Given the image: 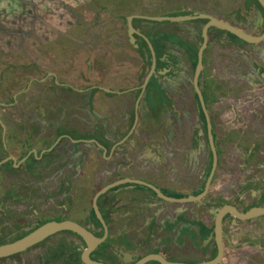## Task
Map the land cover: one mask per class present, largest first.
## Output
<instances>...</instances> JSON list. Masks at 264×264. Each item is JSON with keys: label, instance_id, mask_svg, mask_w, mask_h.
<instances>
[{"label": "flooded vegetation", "instance_id": "af4514ba", "mask_svg": "<svg viewBox=\"0 0 264 264\" xmlns=\"http://www.w3.org/2000/svg\"><path fill=\"white\" fill-rule=\"evenodd\" d=\"M43 1L50 6L57 2L56 6H60V16L54 17L58 21L55 26L48 25L47 17L51 15L47 7L42 13L37 10L40 7L37 3ZM83 1L13 0L31 9L26 33L14 36L22 43L30 39L33 45L31 52L24 45L21 47L20 57L15 58L17 65L5 62L0 55V106L11 109L5 115L15 118L17 126L14 139L8 138V143L4 125L0 127V243L15 241L50 221H71L101 238L104 229L92 209L93 196L100 189L92 193L87 210L86 196L82 193L88 181L91 185L98 181L97 177L88 180L83 177L85 162L92 159L96 161L92 176H96L100 161L111 164L108 172L114 179L106 185L130 179L154 187L163 196L158 197L147 187L129 184L111 188L99 196L96 204L107 235L91 253L93 260L104 264H134L148 254H158L169 263L179 264L213 260L217 252L213 235L216 211L213 217L202 218L198 226L188 224V235L183 232L182 217L194 222L200 216L196 209L189 208L184 214L182 211L190 205L197 208L206 198L212 202L209 209L226 204L240 213L254 207L264 208V11L257 0H251V4L247 0L239 1L236 27L249 40L257 39L255 43L229 38L215 27L207 30L197 86L209 117L217 165L203 198L178 203L175 200L202 192L212 162L203 112L192 86L202 43L200 30L206 20L189 22L199 28L193 26L186 33L192 38H185L183 43L182 40L169 42L163 29L153 40L147 34L149 22L139 20L138 30L134 28L151 43L152 57L141 36H134L135 46L129 43L127 16H114L111 9L120 6L113 5V0ZM122 3L124 8H130L134 2L122 0ZM192 3L196 7L203 5L204 9L214 5L213 0H192ZM210 12L191 11L189 15L203 14L224 21L223 13L217 16ZM123 22L125 36L119 41L114 38L124 29ZM109 24L113 29L102 34ZM0 33L6 36L11 32L3 28ZM122 41L129 46L125 51L119 47ZM196 41L198 46L194 50L189 43ZM234 41L236 61L231 63L227 52ZM130 52L135 56L129 55ZM152 59L151 76L142 88L152 68ZM217 70H221L223 78L237 72V81L214 80L213 72ZM187 72L191 73L190 96L187 94L184 100L189 103V114L194 119L188 137L192 143L197 137H204L206 149L204 166L198 176L194 171L188 170V174L179 168L186 164L188 167L193 158L188 156L186 160L179 153V124L175 125V119L172 139L176 149L173 145V149L168 146L164 150L165 137H171L164 129L163 111L154 106L164 101L173 104L176 110L172 117L179 116L183 89L180 81ZM203 72L207 74L205 83ZM50 101L58 107L47 109L45 104ZM49 111L54 119L44 122L39 118L46 117L44 114ZM146 157L154 163L153 168H158L165 159L172 161V167L179 169L176 178H163L160 170L138 176L143 163L148 161ZM233 164H237L239 184L226 199V194L217 190L218 184L225 181L218 182L216 177L223 178L225 171L220 167L232 169ZM117 171L127 175L117 176ZM181 187L189 192H181ZM235 225L241 229L237 240L230 241L228 229ZM221 228V264H264V215L234 222L226 215ZM59 233L67 240L55 242V247L61 244L62 248H70L73 256L72 260L63 258L65 264H82L79 250L85 247L83 241L72 232ZM36 254L41 258L40 253Z\"/></svg>", "mask_w": 264, "mask_h": 264}, {"label": "rangeland", "instance_id": "374dc122", "mask_svg": "<svg viewBox=\"0 0 264 264\" xmlns=\"http://www.w3.org/2000/svg\"><path fill=\"white\" fill-rule=\"evenodd\" d=\"M22 1H26V0H22ZM35 1H40V0H35ZM52 1H62V0H52ZM64 1V0H63ZM83 1V0H82ZM84 1H88V0H84ZM83 1V2H84ZM120 6V8H116V9H111L112 13L115 16H119V14H122L123 16H127L126 14L130 13L131 11H133V8L130 12L125 13V8L123 6L122 0H116ZM138 1V0H136ZM145 2H141L139 3V10L143 11L147 14H153L150 15L149 17H159L157 15L161 14V13H168L170 15H172V17H178V15L180 14V12H187L190 13L191 11H202V10H208L212 13L213 15H221V13H223L224 21H227L228 23H234V25H238V14H239V1L240 0H213L214 5L211 7H208L206 9L205 6L201 5L199 7H196L193 5L192 0H177V6L175 5L172 8H160L159 10L157 9V4L154 3L151 0H144ZM245 1V0H243ZM249 4H251V0H247ZM217 2H219L217 4ZM122 3V4H121ZM217 4V5H216ZM37 5H40V7L37 8L39 13H42L45 11L44 8H48V10H50V15L48 16L47 19L49 20L48 25L52 26L56 24V22H58L57 20H55L54 17L56 16H60L59 14H61V10H60V6H50L45 2L37 3ZM142 6V7H141ZM203 6V7H202ZM29 7L24 6L23 4H15V2H13V0H0V25L2 27V29L0 30L2 32L3 28L4 30L11 32V29L15 28L13 25L14 21L19 22L20 20L25 24L28 23V18L29 17V13L31 12V9H28ZM225 13V14H224ZM177 15V16H176ZM222 15V16H223ZM39 17V16H38ZM43 17V16H42ZM26 19V20H24ZM20 23V22H19ZM159 24H163V23H149L147 24V34L148 36H150L153 40H156V35L160 29H162V27H160ZM199 25V24H198ZM123 26L125 29V24L123 22ZM168 29H163L166 34H167V38L169 42H172L169 39L168 34H171V38H173L175 40V42L178 40V42L180 40H182L181 42L183 43L185 41V38L189 37L192 38L191 36H187V32H191V28L193 26L197 28H199V26L194 25L192 23H181V24H177V23H170V25H167ZM124 29L122 28V32L120 34L117 35L116 38L114 39H119V41L121 39L124 38ZM223 34H226L225 32H222ZM227 35V34H226ZM5 34L2 35L0 33V38H2V42H5ZM229 38H231V36L228 35ZM7 42V41H6ZM122 45H119V47H121V49H128L127 44H124L123 41L121 42ZM189 44H193L194 46V50L196 49V45L198 46V42H192ZM236 44L234 41V45L231 47H228V52L227 54L231 55V58L229 57V59H231V63H234L236 61ZM161 47V46H160ZM211 50V48H210ZM223 52V51H220ZM133 55L135 56L134 52H130L129 55ZM3 60L7 63H10L11 61H8L7 58H3ZM15 62V59H12ZM229 63V64H231ZM11 73V72H9ZM190 72H187L184 74V78L182 77L183 80H181V84H182V103L179 105V110H180V114L179 116H175L174 118L173 113H174V109L176 110V106L173 104H168L167 102H159V104H154V106L158 107V109H161L163 111V116H164V129L166 131L167 134V130L170 134L171 139H168L167 137H165V147L164 150H168V146H170V149H173V145L175 146L176 149V143H174V138L172 139V136L174 135V119L176 121V124H179V153L187 160L188 156H192L193 158V163L190 164L187 167L186 165H181V167H179L182 171H185L186 173L189 174L188 170L194 171L195 174H197V176L199 175V172L202 171V167L204 165L203 164V160H205V143H204V137H197V140L195 143H192L191 140L189 139V133H190V125L192 122H194V119L190 116L189 114V110H191L189 103L187 104L184 100V98L186 97V95L188 94L190 96L189 93V82L188 80L190 79ZM207 74L205 72H203V81L205 83ZM213 79L214 80H230V82H236L237 81V72L233 71L232 73H229V76L227 78V74H226V78H223V73H221V70H217L216 72H213ZM235 92V91H234ZM233 96L236 97L235 94H232ZM200 120V119H199ZM9 137H7V143ZM198 140H200V142L198 143ZM188 146V147H187ZM97 159V158H96ZM166 160V159H165ZM162 161L160 162V165L158 168L154 169V170H160L161 172V177H163L165 174H167L169 171L168 169H170L172 167V161L171 162H167V161ZM144 161V160H143ZM202 161V162H201ZM150 162V161H149ZM197 162H200L199 164H197ZM151 165L155 166L154 163L150 162ZM237 164H233L232 169H227V168H221L220 169L222 171H225V173H227L228 175H226L225 173H222L224 175L223 178H221L219 175L216 177V180H229L228 178H230L232 176L233 180H237ZM86 166V164H85ZM143 166V165H142ZM141 167V165L139 166ZM189 168V169H188ZM118 172V171H117ZM229 172V173H228ZM108 175L106 177L108 178H112L114 177L113 175H110V172H108ZM202 173V172H201ZM135 175V173H131L129 175ZM127 175L125 172H121L119 171L117 173V176H124ZM153 176H156L155 173L152 174ZM221 175V174H220ZM92 176L90 175L86 168L83 170V177L85 178V180H88V178ZM203 178H200L199 180H202ZM231 180V179H230ZM90 181H88L84 188L82 189V193L85 194V196L87 197V200L90 201L91 195L93 192L97 191L98 189L96 188V186L98 185V183H96V185H91L89 183ZM106 182H108V180H106ZM181 192H189L188 188L186 187H181L180 188ZM208 198H206L204 201L205 203L198 205V207L196 208V205H190L188 207L185 208L184 211H182V213L184 214L189 208L191 209H196V212L198 213L197 215L200 216V218H197L196 221H189L188 219H186V217H182V221H181V225H182V229L183 232L185 233V235H188V224L193 225H200L199 223H202V218L204 219H208L207 217H213L214 216V212L216 210L217 207H215L213 205V207H211V209H209V206H211V201L207 200ZM213 200V199H212ZM89 201H86L84 208L85 210H87V206ZM216 205V204H215ZM82 207V206H81ZM215 207V208H214ZM83 208V207H82ZM208 209V210H207ZM202 215V216H201ZM48 219V217H47ZM232 225V224H231ZM243 225V224H241ZM245 226V225H243ZM231 229H228V234L230 232ZM234 232L230 233V240H232V237H236L235 234H233ZM67 240L66 237L62 236V233H57L54 236H51L50 238L47 239V241L44 244H40L38 246H34L28 250H26L23 253L11 256L9 258H5V259H0V264H65V261L63 258H68L69 260L73 259V256L71 255V249H67V248H62L61 244H59V247H55L56 244H54L55 242H63ZM237 240V237H236ZM51 243V244H50ZM1 244V243H0ZM40 251V252H38ZM36 253H40L41 254V258L39 257V255H37ZM229 254V253H228ZM43 255V256H42ZM231 255V254H229ZM235 255L237 256V254L235 253ZM34 257V260H33ZM36 257V258H35ZM76 257V256H75ZM229 257V256H228ZM227 257V258H228ZM38 258V259H37ZM96 258V256H95ZM37 260V261H36ZM229 259H226V263H228Z\"/></svg>", "mask_w": 264, "mask_h": 264}, {"label": "water", "instance_id": "95a60500", "mask_svg": "<svg viewBox=\"0 0 264 264\" xmlns=\"http://www.w3.org/2000/svg\"><path fill=\"white\" fill-rule=\"evenodd\" d=\"M259 6L262 8L264 11V0H257ZM142 19L145 22L149 23H185V22H193L195 20H200L204 19L206 20V23L203 25V27L200 30V40L202 41L201 46L197 52V66L194 70L193 73V80H192V86H193V92L196 95L198 102L201 106L204 120H205V125H206V140L210 149L211 153V168L210 171L206 177L202 192L197 195L193 196L191 198H185V199H177L175 200L178 203H191V202H196L203 198L207 190L209 188V185L213 179L215 170H216V165H217V155H216V150L214 146V141H213V136L211 133V125L209 121V117L204 109V103L202 100V95L200 90L198 89L197 86V80H198V75L200 72V66H201V56L202 52L206 46L207 42V30L210 27H215L226 34L236 38V39H242L247 43H255L257 42L256 40H249V38L245 37L242 31H240L236 26H233L225 21H219L216 20L210 16H206L203 14H193L191 15H184V16H178V17H146V16H135V15H130L126 17V33H127V38L129 40V43L135 46L134 41H135V35L141 36L134 28L132 24L133 19ZM145 43L147 44V47L151 53V56L153 57V51H152V46L151 43L148 41L147 38L144 36H141ZM153 65H154V60L152 59V68L149 72V74L146 76L144 80V84L142 85V88L147 84L152 70H153ZM87 163L94 168L96 161L90 159L87 161ZM125 181H119L115 183L108 184L104 186L102 189H100L95 195L93 196L92 199V209L94 212L95 217L97 220L101 223V226L103 227V236L101 238L95 237L91 232L87 231L85 228L77 225L74 222L71 221H60V222H55V221H50L46 222L33 231L29 232L25 236L9 242V243H4L0 245V259H5L9 258L11 256L20 254L25 252L26 250L34 247L35 245L39 244L40 242L44 241L45 239L59 233L62 231H69L77 235L85 244V247L82 250H79L80 252V261L82 264H104L102 262H98L96 260H93L91 257V253L96 249V246L101 244L105 238H106V228L104 225V222L102 220V217L100 216L96 201L99 196L104 194L106 191H108L111 188L117 187V186H122L124 184H129L132 185L133 187L135 186H144L147 187L151 190H153L158 197L163 198V196L152 186L140 182V181H135V180H130V179H124ZM216 213L214 216V227H213V235H214V240L217 242V252L215 255V258L213 260H210L205 263H199V264H221V258H222V244H221V239L220 236L222 234V228H221V223L223 218L226 215H229L234 221H250L253 218H256L258 216H263L264 215V208H250L244 213L238 212V210L233 207L232 205L226 204L221 206L220 208H216ZM148 262H157L158 264H179V263H169L165 261L160 255L158 254H148L147 256L143 257L142 259L138 260L134 264H146Z\"/></svg>", "mask_w": 264, "mask_h": 264}, {"label": "crops", "instance_id": "0c3cea01", "mask_svg": "<svg viewBox=\"0 0 264 264\" xmlns=\"http://www.w3.org/2000/svg\"><path fill=\"white\" fill-rule=\"evenodd\" d=\"M114 1V3H113V5H115V6H118L119 5V3L116 1V0H113ZM134 3L131 5V7L130 8H125V13H127V12H130L131 10H132V8H133V11H131L130 13H128V14H126L127 16H130L131 14L132 15H135V16H139V15H142V16H146V17H149L150 15H153V14H147V13H145V12H143V11H140L139 10V5H138V3H141V2H145L144 0H138V1H136V0H132ZM151 1H153L154 3H156L157 4V9L159 10V7L160 8H166V9H168V8H172V7H174L175 5L177 6L178 4V2H177V0H151ZM44 2V1H43ZM138 2V3H137ZM146 3V2H145ZM56 4H57V2H56ZM142 4V3H141ZM142 7V6H141ZM114 9H116L115 7H114ZM190 13H188L187 14V12H180V14L178 15V16H184V15H189ZM37 16L38 15H40L39 13H37L36 14ZM131 15V16H132ZM115 16V15H114ZM120 16H122V14H120ZM157 16H159V17H172V15H170V14H168V13H161V14H159V15H157ZM177 16V15H176ZM24 20H26V19H24ZM139 20L141 21V19H137V18H135V19H133L132 20V24H133V26L137 29V27H139ZM20 22V23H19ZM19 22H17V21H14L13 22V25H14V27L15 28H13V29H11V33H8V34H6V37H5V40L4 41H7V42H11V45L12 44H14V46H8L7 45V42L6 43H3L2 42V38H0V49L1 50H3V53H1L0 55L1 56H3V58H7V60L8 61H11L10 63H11V65H17V64H19L16 60H15V62L12 60V59H15L16 57H20L19 55L22 53L21 52V47L24 45V48L27 50V52H31L30 50L32 49V45H33V41L32 40H30V39H28V40H26V42H24L23 41V43H22V41H18L19 40V38L17 37V36H14V35H19V34H25L26 33V24H25V22L23 23L21 20L19 21ZM160 26H162V29H168V26L167 25H170V23H163V24H159ZM122 26H123V23H122ZM112 27V28H111ZM109 29H113V26H111L110 24L108 25V29L106 28L105 29V27H104V29L102 30V34H106L105 32H106V30H109ZM105 30V31H104ZM138 30V29H137ZM11 34V35H10ZM170 36H169V39L172 41V42H174V43H177L178 42V40L175 42V40L173 39V38H171L172 36H171V34H169ZM124 36H125V29H124ZM137 39H138V37H136ZM137 42H139V41H137ZM3 43V44H2ZM179 43V42H178ZM6 46V47H5ZM128 48V47H127ZM0 50V51H1ZM122 51H125V49H122ZM59 103V102H58ZM58 107V104L56 103V102H53V101H50L49 103H46L45 104V107L48 109L49 107L50 108H55V107ZM38 107V106H37ZM11 108H13V107H11ZM38 109V108H37ZM44 110V109H43ZM10 112L11 111V109L9 108L8 110L6 109V108H4V107H1L0 106V127H1V125H4L3 126V129L5 128V134H6V136L7 137H11L10 138V141H12V139H14V137H15V130H16V127L17 126H15V124H14V120H15V118H9V117H7V115H5V113H7V112ZM47 111V110H46ZM52 111V110H51ZM51 111H49V112H47L46 114H44V115H46V117H44V116H39V118L40 119H42L44 122H47L48 121V119H54V117H52L49 113L51 112ZM37 113H39V112H41V114H43L42 112L43 111H41V110H37L36 111ZM60 111H58L57 113H59ZM5 115V116H4ZM59 115H60V113L58 114V117H59ZM2 122V123H1ZM34 129V128H33ZM35 129H37V125H36V127H35ZM39 133V132H38ZM37 135V134H36ZM147 158V157H146ZM148 159V158H147ZM151 159H148V161L147 162H144L143 163V166L141 167V172H139L137 175L138 176H148L149 174H150V172H152L154 169H156V168H153L154 166L153 165H151L150 164V161ZM86 163V170H87V172L90 174V175H92V167L87 163V162H85ZM111 164L110 163H107V162H101L100 161V164H99V168H98V173L96 172V176H90V178H95V177H97V179L96 180H98L96 183H98V185L96 186V188L99 190V189H102L104 186H106V184L108 183V182H106V180H113L114 179V177H112L111 179L110 178H108V177H106L107 175H108V173H107V170H109V166H110ZM137 168V167H136ZM174 168V169H173ZM97 170V169H96ZM169 171H167L168 173L167 174H165L164 176H163V178H169V180H173V178L175 177L176 178V174H177V171L179 170V169H177V167L175 166V167H171L170 169H168ZM137 175H135V176H137ZM229 180H224L225 181V183H223V182H220L219 184H218V186H217V190H220L222 193H224V194H226V199H229L230 197H231V195L233 194V193H235V191H236V187H237V185L239 184V182H237V180H233L232 179V176L230 177V178H228ZM231 179V180H230ZM123 181H125V180H123ZM220 180H218V182H219ZM229 182V184H227ZM230 187H232V191H230L229 190V188ZM234 191V192H233ZM237 193V192H236ZM227 194L228 195H230L229 197L227 196ZM228 197V198H227ZM84 201H89V200H87V197L84 199ZM241 226H234L233 228H231V230H230V232H229V234H228V237H230L231 235H230V233L231 232H234L233 234H235V235H237L238 236V230H239V228H240ZM241 229V228H240ZM236 236V237H237ZM236 237L234 238V237H232V240H230V238H229V240L230 241H236Z\"/></svg>", "mask_w": 264, "mask_h": 264}]
</instances>
